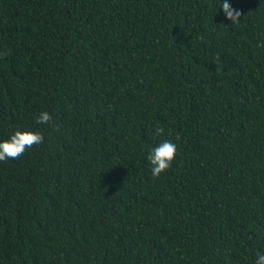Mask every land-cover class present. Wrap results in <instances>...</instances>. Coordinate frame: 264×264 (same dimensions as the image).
Instances as JSON below:
<instances>
[{
  "label": "trees",
  "instance_id": "1",
  "mask_svg": "<svg viewBox=\"0 0 264 264\" xmlns=\"http://www.w3.org/2000/svg\"><path fill=\"white\" fill-rule=\"evenodd\" d=\"M231 3L234 25L217 0H0V139H45L0 164V264H254L264 0Z\"/></svg>",
  "mask_w": 264,
  "mask_h": 264
},
{
  "label": "clouds",
  "instance_id": "2",
  "mask_svg": "<svg viewBox=\"0 0 264 264\" xmlns=\"http://www.w3.org/2000/svg\"><path fill=\"white\" fill-rule=\"evenodd\" d=\"M219 13L223 16L224 21L229 24H237L241 17V11L233 7L231 0H217ZM227 27V26H225ZM258 47H264V42H258ZM53 121L51 116L46 114L39 115L35 120L37 129H48ZM163 129L157 127L155 135L160 136ZM45 144L44 137L35 134H25L20 130H16L7 139H0V164H15L22 161L26 155L34 150L42 148ZM177 146L171 140H161L159 143L150 147L146 161L153 178L160 176L165 170L170 169L174 157L176 155ZM254 264H264V251L257 250L255 253Z\"/></svg>",
  "mask_w": 264,
  "mask_h": 264
}]
</instances>
